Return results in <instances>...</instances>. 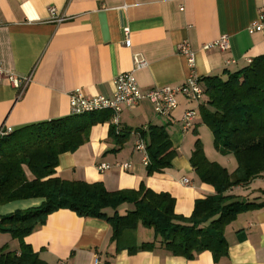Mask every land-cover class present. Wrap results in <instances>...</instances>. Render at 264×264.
Masks as SVG:
<instances>
[{"label": "crops", "instance_id": "1", "mask_svg": "<svg viewBox=\"0 0 264 264\" xmlns=\"http://www.w3.org/2000/svg\"><path fill=\"white\" fill-rule=\"evenodd\" d=\"M54 7L67 19L51 21ZM264 10V0H0V66L18 77L29 78L26 86L15 87L8 78L0 81V128L13 131L24 126L69 118V94L80 88L88 96L112 97L114 79L134 69V56L146 66L135 70L142 91L156 86L178 85L192 73L226 78L256 57L264 56V35L248 26ZM130 32L125 38L123 29ZM227 35L230 47L204 50L203 44ZM187 43L194 56L180 52ZM178 106L170 116H161L149 100L124 107L118 126L108 110L95 112L98 119L88 139L74 152L59 156L55 176L68 181L101 183L108 191L138 190L142 186L168 193L175 199V213L189 217L195 202L215 194L212 185L201 181L190 163L199 139L209 161L229 173L237 167L232 154H220L213 135L199 115V103L177 95ZM194 109L196 116L186 129L183 114ZM88 116V115H87ZM86 116V118H87ZM163 126L176 151L171 166L148 174L145 156L135 149L140 129ZM126 137L121 143L110 136L111 129ZM129 163L123 168L122 163ZM110 168L99 171L100 164ZM28 178L32 175L27 171ZM187 182H184V179ZM246 201L264 203V175L245 186L233 188ZM42 199L15 200L0 205V216L18 209L38 206ZM133 204L116 210L126 214ZM108 222L82 217L70 209L50 213L45 223L24 238L46 264H264V206L239 213L225 228L228 254L215 262L210 251L193 259L173 255L154 239L152 229L138 224L135 235L111 241ZM128 237V238H127ZM125 238V237H124ZM155 242L151 250L128 251L132 244ZM20 253L19 242L0 233V250Z\"/></svg>", "mask_w": 264, "mask_h": 264}, {"label": "trees", "instance_id": "2", "mask_svg": "<svg viewBox=\"0 0 264 264\" xmlns=\"http://www.w3.org/2000/svg\"><path fill=\"white\" fill-rule=\"evenodd\" d=\"M199 83L204 94L199 103L202 122L213 135L214 148L223 155L232 154L237 167L229 173L219 163L209 161L201 141L196 140L190 163L201 181L214 187L215 194L198 199L189 217L175 213V199L168 193H156L144 186L108 191L101 183L55 176L59 156L74 152L88 139L91 126L99 121L93 118L95 112L31 124L0 137V205L42 199L38 206L0 216V233L10 234L20 245L19 254L1 248L0 264H46L24 238L41 227L50 213L64 208L108 222L117 249L126 234L134 236L141 224L152 229L154 239L173 255L193 259L210 251L215 262L226 257V226L239 213L264 206L230 192L264 175V56L227 73L225 79L207 76ZM120 132L114 127L110 132L118 143L126 137ZM140 137L146 143L148 174L171 166L176 151L165 127L140 129ZM123 203L133 204L134 208L123 215L105 211L116 210ZM154 247V241L143 242L140 246L130 245L128 251Z\"/></svg>", "mask_w": 264, "mask_h": 264}, {"label": "built area", "instance_id": "3", "mask_svg": "<svg viewBox=\"0 0 264 264\" xmlns=\"http://www.w3.org/2000/svg\"><path fill=\"white\" fill-rule=\"evenodd\" d=\"M51 21L61 23L67 19L64 14H59L54 7L49 8ZM250 32H260L264 35V10H262L257 19L251 22L248 26ZM129 28L125 27L123 33L125 38H128ZM230 47L227 35L220 36L217 40L203 44L204 50L219 49L222 51ZM180 52L188 57L189 64H194V56L190 51L187 43H183L180 47ZM146 66V61L143 58L134 56V69L130 71L121 72L114 79V93L112 97L106 96H88L80 88L70 92L69 102L71 115L79 116L87 113L108 110L112 113L111 122L115 126L119 125L120 113L124 107L132 108L137 106L142 100H149L157 114L161 116H170V114L178 106L177 95L183 94L190 101L197 103L203 100V89L199 83V79L192 73L186 80L178 85H162L153 87L147 91H142L136 80L135 70ZM2 78H8L15 87L23 89L28 83L29 78L18 77L7 72L0 66V81ZM196 116L194 109H187L182 117L184 127L188 129L192 125V121ZM9 127L2 126L0 128V137L12 132ZM135 149L144 154L145 163H148V154L146 143L142 138H139L135 144ZM123 168L129 167V163H122ZM99 171H104L110 168L107 163L100 164ZM187 182L185 178L183 180Z\"/></svg>", "mask_w": 264, "mask_h": 264}, {"label": "rangeland", "instance_id": "4", "mask_svg": "<svg viewBox=\"0 0 264 264\" xmlns=\"http://www.w3.org/2000/svg\"><path fill=\"white\" fill-rule=\"evenodd\" d=\"M77 119H78V117H77ZM213 144V143H212ZM214 146V145H213ZM215 149V148H214ZM216 150V149H215ZM216 151H218V150H216ZM219 152V151H218ZM221 154V153H220ZM231 158H234V157H231ZM233 160H235V158L233 159Z\"/></svg>", "mask_w": 264, "mask_h": 264}]
</instances>
